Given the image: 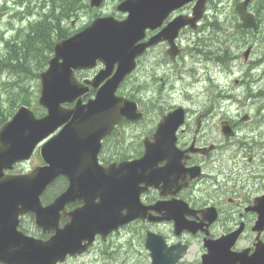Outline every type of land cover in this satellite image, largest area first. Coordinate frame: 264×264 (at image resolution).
<instances>
[{"label":"water","instance_id":"95a60500","mask_svg":"<svg viewBox=\"0 0 264 264\" xmlns=\"http://www.w3.org/2000/svg\"><path fill=\"white\" fill-rule=\"evenodd\" d=\"M104 1L91 0L90 6L99 8ZM192 1L124 0L117 10L128 14L126 19L99 17L82 31L56 43L54 57L41 73L39 105L47 113L37 117L29 107L21 106L11 120L0 127L1 264L63 263L69 255L85 252L97 235L105 238L135 218L122 216L116 205L121 200H130L141 183L146 184L142 190L156 187V143L167 142L165 148L174 149L175 132L183 123L184 109L177 108L164 117L153 143L147 145L144 158L103 167L98 163V154L103 139L116 125L143 118L136 101L117 95L120 85L136 69L137 59L148 48L166 41L171 58L180 54L175 40L184 27L197 28L205 14L207 0L196 2L193 17L179 16L144 42L147 30L160 27L171 13ZM250 2L245 0L238 4L237 13L243 29L257 31L256 17L248 11ZM250 53L251 48L244 53L245 60ZM98 63L105 68L92 80L84 84L76 78V72L93 69ZM91 88L97 89L96 97L84 103L83 95ZM67 104L74 106L66 107ZM230 130L229 123L225 122L224 132L228 136ZM38 147L44 165L26 174L7 173L16 164L28 161ZM61 176L69 180L67 191L44 206L41 196ZM97 198L100 202L96 204ZM79 200L85 205L69 213L70 222L60 228V211ZM29 213L36 216L37 226L43 232H55L49 240L27 236L19 230L21 217ZM177 229L183 231L180 223ZM83 242L86 244L82 245ZM161 243L156 235L148 234L147 248L151 251L152 264L162 261L157 250ZM184 250L185 247L180 249L176 260ZM227 254L222 246H215L210 248L206 259L221 262L227 260ZM243 255L244 264H262L264 246H258L250 258L246 253Z\"/></svg>","mask_w":264,"mask_h":264},{"label":"flooded vegetation","instance_id":"af4514ba","mask_svg":"<svg viewBox=\"0 0 264 264\" xmlns=\"http://www.w3.org/2000/svg\"><path fill=\"white\" fill-rule=\"evenodd\" d=\"M123 1L119 0L111 12H102L106 1L100 9L91 8V10L95 9L93 11L97 13L92 18L115 16L119 20L126 19L128 14L117 11L118 5ZM197 1L193 0L171 13L160 27L154 30L148 29L143 41H149L179 16L193 17ZM223 1L207 0L206 13L198 22L197 28L192 29L190 26H186L181 29L175 40L180 54L171 58L168 54L169 43L167 41L148 48L137 59V68L120 86L118 96L137 101L143 118L139 122L123 121L115 126L112 133L102 141L97 158L99 165L103 167L119 166L144 158L147 155V145L153 143V136L166 115L177 108H183L184 120L175 132L174 149L165 148L167 142L156 143L155 170L158 172L156 187L149 186L146 190H142L146 184L141 183L138 192L132 197L130 196V200H121L116 205L122 216L132 215L135 218L129 223L119 226L105 238L102 235H97L93 244L85 252L76 257L69 256L63 264L73 259L80 262L92 254L108 255L107 258L111 261L126 258L127 262L124 264H152L151 251L147 248L149 233L161 239L162 243L157 247L162 258L160 264H171V262L174 264H204L206 256L210 254V248L215 246H222L223 250H227V260L216 262L206 259L207 263L205 264H244V253L247 258H250L258 246H264V110L259 103L264 99V94L261 91L255 93L245 76L242 85L247 84V88L246 93L242 96L248 102L258 101H253L258 105L255 110L249 112L246 109H239L236 116L231 118L223 113V109L227 99H231L233 96L227 95L226 89L219 85H215L218 86V89L214 95L211 92L208 93L209 88H207L208 91L202 94L204 96L202 101H192L190 104L191 95L187 94V101L173 104L170 107L166 106V102L175 99L177 94L172 90L169 93L162 92L163 87L171 86L173 88L179 82V71L181 72L186 66L194 79L197 75L194 63L206 61L205 63L213 64L214 73L217 70L220 73V70L223 71L228 67V63L225 62L226 56L223 57L224 60L220 59L224 64L215 59L218 57L219 51L217 39L219 35H226L228 31L233 32L234 26L228 27L225 21H223L225 25L222 21L218 22L219 17L210 22L209 26L203 27L204 24L202 25L203 20L210 16L207 10L209 4L213 2L215 3L214 8H217V4H222ZM243 1L245 0H234L232 13L233 11L237 12L238 4ZM253 2L254 0H251L248 5V11L252 13H254ZM232 19L236 21L235 26L239 25L242 30L247 31L248 35L254 37L246 47V50L251 48L248 58L250 60L256 50L253 42H256L263 32L260 24L258 30L254 31L252 28L243 29L241 27L238 14L232 15ZM88 24L90 23L83 26ZM83 26L80 27L81 29L78 28L71 32L75 34L81 31ZM210 32L215 35L216 39L212 45V48L215 49L211 48V53L213 52L212 55L215 56L214 60L194 61L193 59L196 58L191 52H198L194 47L195 44L205 33ZM195 34L196 36H194ZM190 36L192 37L190 38ZM185 37L190 39L187 45L183 42ZM222 47L223 55H226V44L224 43ZM243 60L245 64L249 62L245 58ZM261 62L256 63L257 65L250 69L256 70ZM142 66L146 67L147 71L142 77V86H150L148 87L150 89L151 86H154L157 91L161 90V94L155 99L157 110L150 112L152 119L149 124L148 115L150 113L145 106L148 101L144 102L143 99L140 100L134 95L133 88H125L133 79H136L137 71ZM154 66H156V72H154ZM104 68L103 64L98 63L93 69L76 72V77L80 82L86 84L87 80H92ZM202 69L207 72H205V77L200 75L199 81L207 84V81L211 80L212 74L209 68ZM258 79L261 81L260 77L252 80ZM159 84L160 87H158ZM235 84L239 85L241 81H236ZM96 93L97 89L92 88L84 94V103L95 98ZM148 93L151 94V91L148 90L146 94ZM225 122L229 123L230 136L224 132ZM146 140H149V143ZM37 153L40 155L39 151ZM119 176L122 178V174ZM68 187L67 177L61 176L55 180L41 196L43 205H50L57 197L66 192ZM99 202L100 199L97 198L95 203ZM84 205L83 200L67 204L59 213L58 226L64 228L70 222L69 213ZM178 223L182 225L183 231L177 229ZM19 230L27 236L43 241L49 240L55 234L53 231L43 232L37 226L36 216L32 213L21 217ZM85 244L86 242H83L82 245ZM184 247L185 250L182 252L181 258L176 260L178 258L176 255ZM105 249L108 250V253L105 252Z\"/></svg>","mask_w":264,"mask_h":264},{"label":"rangeland","instance_id":"374dc122","mask_svg":"<svg viewBox=\"0 0 264 264\" xmlns=\"http://www.w3.org/2000/svg\"><path fill=\"white\" fill-rule=\"evenodd\" d=\"M51 1L52 0H0V60H2V63H0V113L4 110V108H6L8 112H12L15 106L14 103H18V101L23 98L32 101V108L34 110L39 108L38 100L36 102L35 97H38L40 94V80L38 81L35 74H33L32 72L28 74L25 72H19L17 70L14 73H9L7 71L6 63H3L5 62V58L7 56L10 57L11 55L7 47V43H17L21 39V37L26 32H28L27 28L30 22L34 23L38 20H41L43 16L47 12H49ZM89 1L90 0H84V3L80 4V8L78 9L79 12H77L78 14L73 15L71 20L65 19L64 21H62V27L64 29L69 28L70 32L75 31L76 29L90 22L89 20L97 13L93 11L95 9L91 10V8H89ZM118 1L119 0H106L102 12H111ZM86 4L88 8L85 6ZM233 4L234 0H224L222 4H217V8H214L215 3H210L209 7L207 8L210 16L203 20V27L209 26L210 22H213L216 17H219V21H222L224 25L225 23L223 21H225L228 24V27L235 26L236 21L232 19ZM56 8L57 11L62 8L60 3ZM72 23L75 24L73 25ZM73 26H75V28H73ZM194 36H196V34ZM191 37L192 36H190V38ZM189 40V38L185 37L183 42L187 45L189 43ZM253 44L255 45L256 50L249 60L250 63L248 62L245 64V61L243 60V53L246 50V45L241 46L240 48H235L233 46L232 51L238 54V59L229 64L228 67L223 71L220 70V73L219 70H217L215 73L213 72V64H208L203 61L197 62L196 64H194V67L197 69V77L195 76V80L193 77H191L190 74H188V66L183 68V70L180 72V76H183H179V78L181 79H179L180 81L176 83L173 88L171 86L163 87L162 92L169 93V91L172 90L173 93L177 94L175 99L168 100L166 102V106L169 105L170 107L173 104L187 101V94L191 95L189 99L190 104L192 103V101H202L204 99V96H202V94L206 93L207 88H209L208 93L211 92L214 95L216 89H218V86L215 85H219L223 89H226L227 95L230 94L233 96V98H228L224 103L223 113H225V115L233 118L236 116L239 109H246L248 112L251 110H255L258 104L254 102L258 101L251 100L250 102H248L245 100L242 95L246 93L247 85H242V81L246 76V79L249 80V86L252 88V90L255 93L261 91L264 94V30L262 34H260V36L257 38L256 42H253ZM195 58L196 59L193 60H200L197 59V57ZM259 60H261L262 62L257 67V69H250L252 66L255 67V65L257 64H254V62L257 63L259 62ZM205 65L208 68L210 67L209 70L211 69L210 71L212 74V76H210L211 81H207L208 85L206 83L203 84L202 81H198L200 79V75L202 77H205L206 70L202 69L205 67ZM156 71V66H154V72ZM145 73H147L146 67H139L136 79H133V81L126 85L125 88H133L135 90L134 95H136L140 100L143 99L142 101L144 102H146L147 100L148 102L145 106L150 113L157 110L155 99H157L158 95L161 94V90L157 91L154 86H151V89L148 88L150 86H142V77H144ZM159 76L161 75L159 74ZM258 77H260L261 81L259 79L256 81L252 80L253 78L257 79ZM236 80L241 81V84L236 85ZM193 81L196 82L194 83ZM158 87H160V84L158 85ZM147 89L151 91V94H146V92H148ZM186 89H188L189 91L186 92ZM151 99H153L152 102H149V100ZM259 103L260 107L264 110V99ZM148 117L149 124L152 119V114L150 113ZM39 164H41V158L37 153L33 156L30 162L17 165L14 172H26ZM105 250V252L108 253V250ZM107 257L108 255L92 254L82 259L80 262L73 259L68 261L66 264H124L127 262L126 258H121V260L119 261H111Z\"/></svg>","mask_w":264,"mask_h":264},{"label":"trees","instance_id":"16d2710c","mask_svg":"<svg viewBox=\"0 0 264 264\" xmlns=\"http://www.w3.org/2000/svg\"><path fill=\"white\" fill-rule=\"evenodd\" d=\"M59 3L62 6V8L59 11H57L56 7ZM81 3H84V0H52L49 12H47L41 20H38L34 23L30 22L27 28L28 32H26L21 37L19 42L15 44L7 43V47L11 53L10 57L7 56L5 58V62L3 61L4 62L3 64L6 63L7 71L9 73L10 72L14 73L18 70L19 72H25L28 74L32 72L33 74H35L37 80L39 81L40 73L46 69L48 65V61L51 59L54 53V46L56 41L67 38L72 34H74L70 32L69 28L64 29L62 27V21H64L65 19L71 20L72 16L75 15L76 12L78 11ZM85 6L87 7V4ZM252 10L255 13L257 20L259 22L258 24H260V27L263 31L264 30V0H254L252 5ZM232 15L234 16L236 15L235 11H233ZM245 32L247 33V31L242 30L239 25H236L234 26L233 32L228 31L226 35L218 36L219 51H218V57H216L218 58V61L220 58L223 59L224 56H226L225 59L229 57L230 59L228 58V62H227L229 65L238 58V54L232 51L233 46L235 48L246 46L248 42L252 40V38H254L251 35H248V33L246 34ZM203 36L204 37H202L198 41V43H196L197 45H195V47L198 52H194L193 56L195 57L198 54V56H196L197 59H200L201 57V60L203 59L210 60L209 58L213 60L215 56H213L210 51L213 45V43L211 42L214 41L215 35L210 32L208 34L205 33ZM224 43L226 44V50H227L226 55L220 56L221 53H223V47L221 46ZM209 48L210 51H207ZM205 49L207 50L205 51ZM201 50L204 53L201 52ZM0 63H2V60H0ZM37 99L38 97H35L36 102ZM14 105H15L14 110L12 112H8L7 109L4 108V110L0 113V125L3 122L7 121L15 113L16 109L20 107V105H28L32 107V101L23 98L20 101H18V103H14ZM34 111L38 116H42L44 114V110L41 108H37Z\"/></svg>","mask_w":264,"mask_h":264},{"label":"bare ground","instance_id":"6f19581e","mask_svg":"<svg viewBox=\"0 0 264 264\" xmlns=\"http://www.w3.org/2000/svg\"><path fill=\"white\" fill-rule=\"evenodd\" d=\"M259 4H260V3H259ZM260 5H261V4H260ZM79 8H80V7H79ZM80 10H81V9H80ZM77 12H79V11H77ZM77 12H76V14H78ZM63 20H64V19H63ZM218 22H220V21H218ZM207 25H208V24H207ZM219 25H220V24H219ZM213 26L215 27V25H213ZM210 28H211V27H210ZM221 31H222V30H221ZM245 33H246V32H245ZM207 34H208V33H207ZM246 34H247V33H246ZM242 35H243V34H242ZM240 36H241V34H240ZM202 37H204V36H202ZM200 39H201V38H200ZM209 39H210V37H209ZM214 39H215V37H214ZM202 40H204V39H202ZM205 40H206V39H205ZM211 40H212V39H211ZM211 40H210V41H211ZM215 40H216V39H215ZM215 40H214V41H215ZM217 40H218V39H217ZM18 42H19V41H18ZM196 42H197V41H196ZM196 42H195V43H196ZM218 42H219V41H218ZM197 43H198V42H197ZM211 43H213V42H211ZM221 43H223V42H221ZM205 44H206V43H205ZM217 44H218V43H217ZM195 45H197V44H195ZM202 45H203V44H202ZM209 45H210V44H209ZM211 45H212V44H211ZM204 46H206V45H204ZM218 46H219V45H218ZM194 47H195V46H194ZM208 47H209V46H208ZM215 47H216V45H215ZM221 47H222V46H221ZM213 48H214V47H213ZM213 48H212V49H213ZM191 49H192V47H191ZM214 49H215V48H214ZM216 49H217V48H216ZM221 49H222V48H221ZM206 50H207V49H205V51H206ZM218 50H219V48H218ZM191 51H192V50H191ZM194 51H195V50H194ZM207 51H210V48H209ZM212 51H213V50H212ZM215 51H216V50H215ZM220 51H221V50H220ZM226 51H227V50H226ZM226 51H225V52H226ZM201 52H203V51L201 50ZM210 52H211V51H210ZM223 52H224V51H223ZM191 53L193 54L194 52L192 51ZM199 53H200V52H199ZM203 53H204V52H203ZM205 54H206V53H205ZM211 54H213V52H212ZM211 54H210V55H211ZM221 54L223 55V53H221ZM207 55H208V54H207ZM210 55H209V56H210ZM217 55H218V53H217ZM219 55H220V53H219ZM222 55H221V56H222ZM224 55H225V54H224ZM190 56H191V55H190ZM196 56H198V54H197ZM196 56H195V57H196ZM203 56H204V55H203ZM209 56H208V57H209ZM213 56H214V55H213ZM227 56H229V55H227ZM191 57H192V56H191ZM193 57H194V56H193ZM204 57H205V56H204ZM214 58H215V57H214ZM224 58H225V57H224ZM228 58H229V57H228ZM228 58L225 59V60H227V61H225V62H228ZM200 59H201V57H200ZM202 59H203V58H202ZM209 59L211 60V58H209ZM220 59H221V58H220ZM220 59H219V62L221 61ZM229 59H230V58H229ZM203 60H204V59H203ZM205 60H206V59H205ZM213 60H214V59H213ZM216 60L218 61V58H216ZM222 60H223V59H222ZM190 61H192V60H190ZM194 61H195V60H194ZM201 61H202V60H201ZM207 61H208V60H207ZM259 61H260V60H259ZM205 62H206V61H205ZM210 62H211V61H210ZM223 62H224V61H223ZM192 63H193V62H192ZM221 63H222V61H221ZM257 63H258V62H257ZM194 64H195V63H194ZM222 64H224V63H222ZM251 64H252V63H251ZM254 64H256V63L254 62ZM263 64H264V63H263ZM263 64H262V65H263ZM173 65H174V64H173ZM199 65H200V64H199ZM217 65H218V64H217ZM220 65H221V64H220ZM165 66H166V65H165ZM169 66H170V65H169ZM169 66H167V67H169ZM194 66H195V65H194ZM201 66H202V64H201ZM255 66H256V65H255ZM205 67H206V65H205ZM200 68H201V67H200ZM207 68H208V67H206V69H207ZM209 68H210V67H209ZM253 69H254V68H253ZM192 70H193L194 72H196L194 69H192ZM210 70H211V69H210ZM175 72H176V71H175ZM206 72H207V71H206ZM248 72H249V71H248ZM172 74H174V73H172ZM175 74L178 75L177 73H175ZM179 74H180V71H179ZM184 74H185V73H184ZM188 74H189V73H188ZM188 74H187V75H188ZM190 74H191V73H190ZM208 74H209V73H208ZM166 76H167V75H166ZM174 76H175V75H174ZM179 76H180V75H179ZM182 76H183V75H182ZM182 76H180V77H182ZM169 77H172V76H169ZM191 77H192V76H191ZM196 77H197V76H196ZM208 77H209V76H208ZM175 78H176V77H175ZM193 78H194V77H193ZM171 79H172V78H171ZM173 79H174V78H173ZM179 79H180V78H179ZM185 79H186V78H185ZM176 80H177V78H176ZM176 80H175V82H176ZM195 80H196V79H195ZM170 81H172V80H170ZM170 81H169V82H170ZM177 81H178V80H177ZM179 81H180V80H179ZM183 81H184V79H183ZM185 81H186V80H185ZM191 81H192V80H191ZM198 81H199V80H198ZM210 81H211V80H210ZM173 82H174V81H173ZM188 82H189V81H188ZM188 82H187V83H188ZM193 82H194V81H193ZM195 82H196V81H195ZM195 82H194V83H195ZM252 82H253V81H252ZM209 83H210V82H209ZM247 83H248V82H247ZM173 85H174V84H173ZM189 85H190V84H189ZM207 85H208V84H207ZM246 85H247V84H246ZM190 87H191V86H190ZM213 88H214V87H213ZM210 89H211V88H210ZM206 90H207V89H206ZM207 91H208V90H207ZM258 98H259V97H258ZM245 99H246V98H245ZM236 106H237V105H236ZM262 113H263V112H262ZM262 118H263V117H262ZM263 119H264V118H263ZM238 120H239V119H238ZM263 121H264V120H263ZM257 125H258V124H257ZM257 125H256V126H257ZM228 154H229V153H228Z\"/></svg>","mask_w":264,"mask_h":264}]
</instances>
